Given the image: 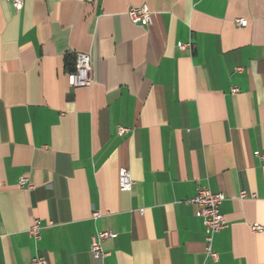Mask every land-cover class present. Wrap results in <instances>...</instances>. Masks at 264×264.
<instances>
[{"label":"crops","instance_id":"1","mask_svg":"<svg viewBox=\"0 0 264 264\" xmlns=\"http://www.w3.org/2000/svg\"><path fill=\"white\" fill-rule=\"evenodd\" d=\"M143 5L148 26L128 16ZM79 53L93 84L73 89ZM260 157L264 0H0V264H264ZM200 188L225 196L217 261Z\"/></svg>","mask_w":264,"mask_h":264},{"label":"built area","instance_id":"2","mask_svg":"<svg viewBox=\"0 0 264 264\" xmlns=\"http://www.w3.org/2000/svg\"><path fill=\"white\" fill-rule=\"evenodd\" d=\"M12 3L16 12H21L24 7V0H7ZM128 16L132 23L137 25L148 26L152 24V12L147 5H143L138 8H130L128 11ZM236 24L239 27H246L248 21L245 19H237ZM180 51H186L188 49H193L192 44H182L179 46ZM241 70V69H240ZM92 67H91V57L88 54L79 53L76 59V65L72 72L69 73L68 80L69 85L73 89L90 87L93 84L92 80ZM238 90L234 89L233 93H237ZM129 133V129L120 127L119 135L124 136ZM264 161V157H260ZM119 189L121 191L129 192L133 189L135 182L132 178L131 172L128 169L122 168L119 171ZM21 186L28 185L27 179H21ZM30 188H32L30 186ZM248 197L246 192L241 193V199ZM225 201V196L222 193H213L208 188H200L197 191V195L191 199L189 202L197 205L200 210V215L203 219V225L206 230V254L213 260L217 261L219 259L218 254L213 249L215 235L227 227V221L225 216L221 212V206ZM100 213H94V217L97 218ZM42 224L39 220H35L29 229V234L35 241L41 239ZM251 229L253 232H262L263 227L259 225H252ZM117 235L111 232H101L97 234L91 243V253L94 259L98 263L102 261L109 255L103 250L102 242L109 238H116ZM26 264H48L45 257L37 256Z\"/></svg>","mask_w":264,"mask_h":264}]
</instances>
